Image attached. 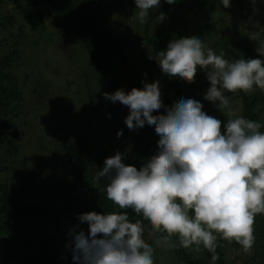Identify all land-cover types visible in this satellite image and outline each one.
<instances>
[{
    "label": "rangeland",
    "instance_id": "obj_1",
    "mask_svg": "<svg viewBox=\"0 0 264 264\" xmlns=\"http://www.w3.org/2000/svg\"><path fill=\"white\" fill-rule=\"evenodd\" d=\"M21 1L25 5L38 2L44 14L40 16L43 25L33 28L15 9L13 2L1 5L0 17L13 16L14 25L10 21L0 23V58L16 49L19 51L20 57L9 66L8 71L17 76L23 94L18 117L2 118L3 115H0V133L6 132L13 137L16 132L20 134L17 157L5 154V147L0 144V181L7 183L9 189L15 192L24 186L46 188L65 181L61 167L65 148L71 142L85 141L101 157L120 152L123 162H126L132 153V146H127L122 135L117 137V131L122 129L125 135L134 136L139 128L129 130L124 122L129 113L128 107L105 99L103 93L121 88L126 92L133 87L142 88L139 81L150 83L158 80L162 105L169 110L189 96L200 101L206 114L222 121L223 130V122L230 117L227 110L219 111L212 102L204 99V93L210 87L205 71L198 67L191 83L162 73L147 40L161 26L179 27L189 38L198 36L206 48H212L216 54L223 52L225 59L230 61L241 58L240 48L235 44L241 39L235 34V28L243 30L246 37H254L257 47L258 41L264 42V0H255L254 3L253 0H231L228 8L219 4V0L211 8H204L200 0H177L173 5L161 0L159 9H151L143 25L134 19L137 11L135 0H102L106 7V23L123 49L110 71L103 75L90 65L88 51L78 41L72 23L67 21L71 13L83 7L87 0H55L56 8L46 0ZM166 5L169 6L167 9ZM160 11L165 16L163 21L158 20L160 14L156 15ZM200 85L202 89H195L194 86ZM255 92L260 90L255 89L251 94ZM225 94L229 97L232 111L244 116L245 93ZM164 100L172 101L166 103ZM255 113L264 124V105ZM161 114H164L163 109ZM144 131L147 140L157 149L155 155L159 138L148 125ZM16 168L20 173L14 171ZM86 193L83 192L81 207L91 200L90 194ZM48 206L51 214L40 220L45 225H38V221L32 218L22 220V223L39 234L35 244L48 241L37 249H52L58 256L56 264H73L72 252L65 247L70 242L67 233L76 226V231L83 229L87 233L88 225L81 224L77 216L83 211L79 210L77 202L70 205L66 201L52 200ZM144 227L146 242L155 249V264H179L174 248L157 247L147 234V222ZM253 227L255 243L251 254L243 252L235 242L222 241L221 249L229 264H262L264 215L256 216ZM17 232L11 229V223L5 224L0 236L2 260L9 251L16 249ZM189 251L194 256L207 252L203 248L199 252Z\"/></svg>",
    "mask_w": 264,
    "mask_h": 264
},
{
    "label": "clouds",
    "instance_id": "obj_2",
    "mask_svg": "<svg viewBox=\"0 0 264 264\" xmlns=\"http://www.w3.org/2000/svg\"><path fill=\"white\" fill-rule=\"evenodd\" d=\"M165 2L173 5L177 0ZM219 4L228 8L231 0ZM160 5L161 0H135L134 19L145 24L150 10ZM164 19L160 13L158 20ZM256 52L260 58L230 61L193 36L173 39L158 53L162 73L182 82H193L198 67L205 71L210 87L204 99L230 117L223 130L222 121L206 114L195 99L164 108L158 80L142 81L143 88L127 92L103 93L105 99L128 107L124 122L129 130L145 124L155 130L158 152L139 170L126 165L120 152L104 160L95 179L107 181L106 198L142 219L130 220L128 211L77 214L88 231H76V226L67 233L65 247L73 264H155L144 222L157 247L203 248L212 254V264L219 258L218 239L235 242L251 254L255 218L264 215V124L236 115L225 93L264 91V42L258 41ZM121 135L122 129L117 131Z\"/></svg>",
    "mask_w": 264,
    "mask_h": 264
},
{
    "label": "trees",
    "instance_id": "obj_3",
    "mask_svg": "<svg viewBox=\"0 0 264 264\" xmlns=\"http://www.w3.org/2000/svg\"><path fill=\"white\" fill-rule=\"evenodd\" d=\"M7 1L13 2L15 9L27 19L33 28L43 25L40 16H43L44 11L39 8L38 2L25 5L21 0H0V11L2 10L1 5ZM91 1L94 2L92 3ZM97 1L87 0L83 7L71 13L67 21L72 23L78 41L88 51L90 65L96 71L105 75L112 68L115 59L122 54L123 49L119 40L106 23V7L103 1ZM46 2L54 5H51V7L56 8L55 0H46ZM200 2H202L204 8H211L217 4V0H200ZM168 5H166V9L169 7ZM166 9L164 10L167 11ZM162 11L156 15H159ZM13 20L11 15L0 17V23L2 24L5 21H10L14 25ZM234 32L241 39L239 43H235L240 48V57L260 58L255 51L257 47L255 40L244 36L243 30L240 28H235ZM181 37H186L182 29L164 25L156 30L154 34L149 35L147 40L153 49L154 57L158 58L159 51L165 50L171 40ZM1 43L0 41V45ZM19 57V51L16 49L0 58V115H3L2 118L18 117L20 115L23 94L20 92L17 76L8 71L9 66ZM138 83L139 87L143 88L142 81ZM194 87L195 89H202V85ZM164 101L168 103L172 100ZM262 105H264V91L255 92L253 95L251 93L244 94L243 112L246 118L260 122L255 110ZM145 126L139 128L134 136L125 135L124 132L122 135L127 141V146H132V153L124 163L133 165L138 170L157 150L147 140L144 131ZM261 130L264 131V128ZM19 136L18 132L14 134V137L6 132L0 133V144L5 147V154L17 157L19 153L17 139ZM106 158L108 156H98L85 141L71 142L65 148L61 167L65 174L63 178L65 181L61 182V184L56 182L53 186L46 188L24 186L21 190L15 192L9 189L7 183H1L0 181V236L5 229V224L11 223V229L18 231L16 249L9 251L3 260L0 257V264H13L14 262L18 264H56L58 256L53 253L52 249H37L39 246L48 243V241H41V243L35 244L39 234L29 230V227L22 223V220L25 221L32 218L38 221V225H45L40 220L43 221L51 214V208L48 203L52 200L66 201L70 205H74L77 202L78 206H80L79 210H82L83 213L89 211L100 213L128 211L130 220L142 219V217H137L131 210H120L106 198L105 187L107 181L102 179L97 182L95 179L96 172L102 169ZM14 171L18 172L19 169L16 168ZM83 192L89 193L91 200L85 203L84 207H81L84 198ZM172 239L178 245L176 237ZM222 241V239L218 240L216 251L219 258L215 264H229L221 249ZM13 242L15 243V241ZM174 251L179 264H212V254L208 251L202 256H194L189 249L179 246L175 247ZM260 257L262 259L261 263L264 264V255H260Z\"/></svg>",
    "mask_w": 264,
    "mask_h": 264
}]
</instances>
